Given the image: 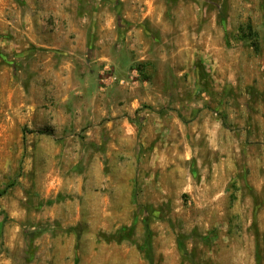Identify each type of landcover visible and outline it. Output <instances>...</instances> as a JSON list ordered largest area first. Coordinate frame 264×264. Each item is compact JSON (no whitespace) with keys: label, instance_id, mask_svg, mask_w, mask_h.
<instances>
[{"label":"rangeland","instance_id":"1","mask_svg":"<svg viewBox=\"0 0 264 264\" xmlns=\"http://www.w3.org/2000/svg\"><path fill=\"white\" fill-rule=\"evenodd\" d=\"M4 189L0 264H264V0H0Z\"/></svg>","mask_w":264,"mask_h":264},{"label":"trees","instance_id":"2","mask_svg":"<svg viewBox=\"0 0 264 264\" xmlns=\"http://www.w3.org/2000/svg\"><path fill=\"white\" fill-rule=\"evenodd\" d=\"M138 67H139V66H138ZM140 68H141V67H140ZM5 193H6V190H5V189L2 190V191L0 192V197L3 196Z\"/></svg>","mask_w":264,"mask_h":264},{"label":"built area","instance_id":"3","mask_svg":"<svg viewBox=\"0 0 264 264\" xmlns=\"http://www.w3.org/2000/svg\"><path fill=\"white\" fill-rule=\"evenodd\" d=\"M136 73H137V70H136V69H134V70H133V74H136Z\"/></svg>","mask_w":264,"mask_h":264}]
</instances>
